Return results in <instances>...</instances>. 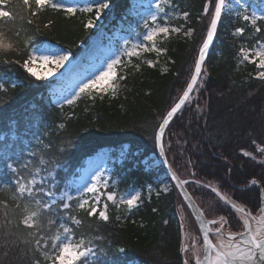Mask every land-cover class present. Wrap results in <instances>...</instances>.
<instances>
[{"label": "trees", "instance_id": "16d2710c", "mask_svg": "<svg viewBox=\"0 0 264 264\" xmlns=\"http://www.w3.org/2000/svg\"><path fill=\"white\" fill-rule=\"evenodd\" d=\"M108 1L116 8L113 23L121 20L118 25L131 35L144 30L143 23L130 11L131 0ZM172 1L175 5L172 11H186L189 18H176L171 23L186 24L193 29L192 36L173 33L162 42L158 40V46L166 51L134 57L133 63L140 68L136 70L129 65L127 69H120L127 79L118 81L121 86L115 97L105 95L95 101L81 97L74 105L64 103L63 107V102L53 100L46 82L31 76L22 67L26 58L23 42L34 37L36 48L48 41L57 42L78 55L80 45L87 44L95 35L94 26L84 27L95 15L78 12L67 17L48 9L33 17L34 3L31 10L23 5V0H10L3 6L5 10L15 8L20 13L10 27L20 30L21 53L0 54V186L11 185L15 179L6 164L34 161L40 166L39 161L43 159L46 164L42 167L56 174L55 182L60 190L67 187L75 194L73 185L88 156L104 147L119 150L128 144V151L116 165L108 189L124 194L133 188H142L144 194L138 206L129 210L109 202L108 222L87 218L83 212L76 213L83 219L78 235L103 237L97 240L103 246L102 253H106L99 257L100 264H184L182 227L175 210L176 196L183 197L174 184L168 192L146 194V185L155 183L159 171L149 170L143 163L145 157L158 151L154 140L156 130L186 89L192 75L188 74V67L194 63L201 38H205L203 7L207 0ZM62 2L68 5L69 0ZM29 19L32 24L27 23ZM239 26L236 12L222 15V23L203 65L202 75L204 71L207 75L200 85L201 76L197 90L170 121L164 136L165 153L172 167L183 179L201 181L196 185L205 187L203 190L208 196L192 192L193 183H189L191 193L205 204L206 200L216 197L228 208L205 186L207 183L215 182L221 190L233 192L234 199L251 207H259L261 199L260 187L251 185L250 181L256 179L264 185V163L261 162L264 151L260 150L264 149V81L256 78L257 67L240 63L238 55L241 46L251 47L264 34L254 35L248 29L245 36L236 37L233 32ZM5 31L12 35L9 28ZM13 39H16L14 35ZM17 59L21 63H15ZM147 61H153L155 66ZM244 152L252 155L245 156ZM158 169L164 170L162 166ZM43 175L47 176V172ZM10 195L9 191L0 192V200L12 206L14 201ZM219 202L215 211L222 214ZM227 214L232 218L230 209L223 213ZM0 220H3L2 214ZM20 231L29 230L21 227ZM27 247L30 246L19 244L8 250L6 257V249L0 248V264H32L31 259L22 255ZM119 248L124 252H118ZM30 255L41 259L43 264L39 252Z\"/></svg>", "mask_w": 264, "mask_h": 264}, {"label": "snow or ice", "instance_id": "6c2138e0", "mask_svg": "<svg viewBox=\"0 0 264 264\" xmlns=\"http://www.w3.org/2000/svg\"><path fill=\"white\" fill-rule=\"evenodd\" d=\"M9 2L10 0H0V54L15 52L19 55L21 53V41L19 40L21 33L20 30L10 26L15 23L20 13L15 8L5 10L3 6ZM32 3L35 5V10L31 11L33 17L51 9L67 17L75 16L78 12L93 13L98 19L101 12L110 7L106 0H96L94 4H89L84 8L77 5H66L62 0H23V5L29 10H31ZM230 6L229 0H207L203 7V15L209 16L210 14V23L199 47L194 73L191 75L190 82L187 83L186 90L174 106L166 112L154 136L162 155L165 153V130L173 117L185 106L186 102H189L190 96L197 90L208 50L217 34L218 26L222 23V15ZM250 7L251 5L241 3L236 9V19L241 22V26L234 29V36L243 37L248 29H251L254 35L264 34V0L258 10L249 12ZM174 8L172 0H156V10L143 20L142 27L145 31L138 33L143 36V40L138 43L125 40L124 46L106 61L104 67L78 85V91L64 98L61 107L64 103L72 106L81 97H87L93 101L97 98L103 99L105 95L115 97L121 86L118 81L127 79V75L120 69H127L129 65L136 70L140 68L139 64L133 63L134 57L139 58L142 53L160 54L166 51L158 46V40L162 42L173 33L179 34L183 31L184 35H190L192 29L183 30L182 27L171 23L176 16L174 11L170 14L168 10ZM182 16L187 20L189 13L185 11ZM27 23L32 24L33 21L29 19ZM84 27H93V21L89 20ZM5 28H9L12 35H9ZM13 35L16 37L15 40ZM23 43L26 58L23 59L22 67L31 76L40 80L55 75L72 56L71 51L63 49L41 51L34 46V37H28ZM238 55L240 63L255 65L258 69L255 74L256 78L264 81V35L251 47L241 46ZM37 60L45 65H54V67L48 73H38L33 68ZM5 62L8 61L5 60ZM15 63H21V61L17 59ZM147 63L155 66L153 61H147ZM260 150L264 151V149ZM244 155L251 156L252 154L244 152ZM164 162L168 164L171 178L176 181V186L181 190L184 199L195 209L200 224L202 248L197 249L193 246L194 264H264V185H260V181L256 179L250 181L251 185L260 187L261 204L257 213H253L247 206H238L233 203L218 188H211L220 200L230 206L241 222L242 230L232 231L224 216H221L219 220L206 219L203 210L194 204L191 195L185 190V186L189 183L201 184V181L182 180L172 169L166 156ZM261 162L264 163V161ZM45 164L46 161L40 159V166H37L34 161L19 163L14 161L12 164L5 165L15 179L11 185L0 186V192L9 191L11 193L9 198L14 201V205L10 206L6 200H0V214L3 216V220H0V248L6 249L4 256L8 255V250L11 248L24 244L30 247L23 250V258L31 259L32 264H41V259L30 255L32 252L40 253L43 264H100L99 257L106 253H102L103 246L97 243V240H102L103 237L78 235L77 229L83 226V219L78 218L76 213L83 212L87 218L96 217L100 221L108 222L110 220L109 202L116 207L126 206L131 210L141 202V193L120 194L117 191H108L109 179L105 178L103 171L94 172L82 183L73 185L75 194H72L67 187L61 191L59 184L55 182L56 174L49 171L47 167H42ZM45 172L47 176L43 175ZM192 175L194 176L195 173ZM49 178L52 182H49ZM205 186L211 187L210 185ZM161 191H168L167 186L165 185ZM210 225L218 226L213 229ZM21 227L29 231L22 233ZM181 250L187 253L188 245L184 244ZM117 251L123 253L124 249L119 248ZM184 264H189L187 256Z\"/></svg>", "mask_w": 264, "mask_h": 264}, {"label": "rangeland", "instance_id": "374dc122", "mask_svg": "<svg viewBox=\"0 0 264 264\" xmlns=\"http://www.w3.org/2000/svg\"><path fill=\"white\" fill-rule=\"evenodd\" d=\"M96 0H69L68 5H77L80 8H84L89 4H94ZM110 4V7L108 9H105L103 12H101L99 18L97 19L96 16L93 17V26L96 28L95 35L91 37V39L88 41L87 44L80 45V50L78 55H74L75 53L71 51L69 48H66L57 42H45L42 46L38 47L41 51L44 49H50V50H67L71 51L72 56L68 62L65 63L64 67H62L59 71L55 73V75H50L43 81L47 83V85L50 86V91L52 93L53 100L56 103L64 102L65 97H70L71 94L74 91H78V85H80L82 82L86 81L89 77L93 76L98 72L99 69L105 66L106 61L109 60L119 49H121L124 46V41L128 40L131 43H138L143 40L142 35H138V33H143V31L137 32L135 35L127 34L125 30H123V26H119L118 24H121V20H116L115 23L113 21L116 17V8H114V5L110 3L108 0H106ZM155 2L156 0H131V7L130 11L133 15L137 16L138 21L140 23H143V20L147 18L152 12H154L155 9ZM173 3V1H172ZM230 7L228 8L227 12H236V9L240 7V4H246L251 5V7L248 9L249 12L256 11L262 6V0H229ZM174 4V3H173ZM170 14H172V9L168 10ZM185 12V11H184ZM176 18L184 19L182 16L183 12H174ZM203 19V18H202ZM185 20V19H184ZM204 25H206L203 33L204 36H206L207 32V26L210 23V14L209 16H204L203 19ZM178 27H182L183 30L192 29L187 28L186 24L184 25H177L173 24ZM181 33L184 32L182 31ZM193 35V29L190 35H187L188 37ZM186 36V35H185ZM204 38H201L198 46H197V55L193 60L192 66L190 65L188 67V74L194 73V65L195 61L198 59L199 54V47L201 46V43ZM98 47L100 52L94 53V54H87V52L91 51L93 47ZM54 65L48 64L45 65L41 61L37 60L34 62L33 68L36 72L44 74L48 73L50 69H52ZM73 69V70H72ZM72 70V71H71ZM192 71V73H191ZM207 73L204 71V74L202 75V79L200 82V85L203 83L204 78L206 77ZM36 78V77H35ZM190 81V80H189ZM128 151V144H126L122 149L114 150L113 148H102L95 152L94 154L102 155V158L99 160H92L88 161L89 157L93 156L94 154L87 157L85 160L84 165L80 168V175L77 178L76 184H80L83 182L84 179H87L90 174L97 172V171H103L105 173V178L109 179V185L112 182L113 179V172L115 170L116 165L123 161L125 154ZM143 163L145 164V167L149 170H156L159 171V175L156 178L155 183H149L146 185V194L150 195L152 193H158L161 191L165 185L168 188V191H170L173 187L171 177L168 175V173L164 172V170L158 169L162 166L158 153H151L147 157L143 159ZM188 179V178H187ZM189 180V179H188ZM190 180H198L195 178H191ZM199 181V180H198ZM207 185H210L211 188H218L219 191L227 195L229 199L236 203L238 206H247L253 213L258 212V206H249L245 202L241 200L234 199L232 196L233 192H225L224 190H221L218 185L210 181L207 183ZM190 188L192 192H202L206 194V197L208 196L206 191L203 189H206L205 187H200L196 185V183H193L190 185ZM108 191H110L108 189ZM166 191V192H168ZM135 192L141 193V199L144 194L142 188H133L131 190H128L127 194H134ZM165 192V191H163ZM213 192V191H212ZM124 193V194H125ZM195 196V199L198 201L200 206L202 207L203 211H205L207 218L209 220H219L221 216H224L228 220V227H230V230L235 231V228H242L241 222L236 214L233 213V211L228 207H223L222 204L218 201L216 197H212L205 202H203L201 199L198 200L197 196L193 193ZM176 213L178 216V220L180 221V225L182 227V247L184 244H187L189 247V251L187 253H184V256L188 257L189 264H194L193 259V246L195 248L199 249L202 248V237L200 234V231L198 229L197 223L190 212L188 206L184 202V200L178 196H176ZM220 203L222 208L219 210L222 214L216 213L215 207L216 203ZM231 212L232 218H229L230 215H223V213H226V211ZM218 225H210L213 229L217 227ZM239 231V230H237Z\"/></svg>", "mask_w": 264, "mask_h": 264}, {"label": "water", "instance_id": "95a60500", "mask_svg": "<svg viewBox=\"0 0 264 264\" xmlns=\"http://www.w3.org/2000/svg\"><path fill=\"white\" fill-rule=\"evenodd\" d=\"M215 36H216V35H215ZM215 36H214V39H213V43L210 45V48H209V50H208V53H209V51L211 50V48H212V46H213V44H214ZM185 90H186V89H185ZM173 106H174V105H173ZM157 149H158V156H159L160 162H161V164H162V166H163L165 172H167V173L169 174V176L171 177V173H170V171H169L168 164H166V163L164 162V160H165V156H166V153H164V154L162 155V154L160 153V150H159V146H158V145H157ZM166 157H167V156H166ZM167 160H168V158H167ZM168 162H169V160H168ZM169 163H170V162H169ZM172 169L175 171V169H174L173 167H172ZM175 172H176V171H175ZM176 174L181 178V176H180L177 172H176ZM181 179H182V178H181ZM182 180H183V179H182ZM173 182H174V184L176 185V181L173 180ZM176 187H177V186H176ZM177 188H178V187H177ZM178 190H179L180 194H181L182 197H183V194H182L181 190H180L179 188H178ZM185 190L191 195L194 204L197 205L200 209H202L201 206H200L199 203L196 201V199L194 198V196L192 195V193L190 192V190L188 189L187 186H185ZM183 199H184V197H183ZM184 201L186 202V204H187L188 208L190 209V211H191V213H192L194 219L196 220V223H197V225H198V229H199L200 234H201V237H202V232H201V230H200V224H199V221H198V219H197V215H196L195 209L189 205V202H188V201H186L185 199H184ZM202 210H203V209H202ZM203 212H204V211H203ZM204 214H205V213H204ZM205 218L208 219L206 215H205ZM208 220H209V219H208ZM183 258L185 259L184 255H183Z\"/></svg>", "mask_w": 264, "mask_h": 264}, {"label": "bare ground", "instance_id": "6f19581e", "mask_svg": "<svg viewBox=\"0 0 264 264\" xmlns=\"http://www.w3.org/2000/svg\"><path fill=\"white\" fill-rule=\"evenodd\" d=\"M97 52H100V50H99V48L98 47H93L92 48V50L91 51H89V52H87V54H94V53H97ZM73 70V69H72ZM71 70V71H72ZM102 158V155H97V154H94L93 156H91V157H89V159H88V161L90 162V161H92V160H97V159H101ZM204 213H205V211H204ZM205 215H206V213H205ZM207 216V215H206ZM196 221V220H195ZM198 226V225H197Z\"/></svg>", "mask_w": 264, "mask_h": 264}, {"label": "flooded vegetation", "instance_id": "af4514ba", "mask_svg": "<svg viewBox=\"0 0 264 264\" xmlns=\"http://www.w3.org/2000/svg\"><path fill=\"white\" fill-rule=\"evenodd\" d=\"M237 230H242V228H239V229L238 228H235V231H237Z\"/></svg>", "mask_w": 264, "mask_h": 264}]
</instances>
